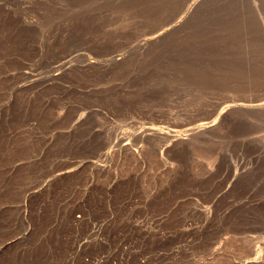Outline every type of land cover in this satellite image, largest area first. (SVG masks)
I'll use <instances>...</instances> for the list:
<instances>
[{
  "label": "rangeland",
  "instance_id": "374dc122",
  "mask_svg": "<svg viewBox=\"0 0 264 264\" xmlns=\"http://www.w3.org/2000/svg\"><path fill=\"white\" fill-rule=\"evenodd\" d=\"M192 2L0 0V264H264V0Z\"/></svg>",
  "mask_w": 264,
  "mask_h": 264
},
{
  "label": "bare ground",
  "instance_id": "6f19581e",
  "mask_svg": "<svg viewBox=\"0 0 264 264\" xmlns=\"http://www.w3.org/2000/svg\"><path fill=\"white\" fill-rule=\"evenodd\" d=\"M200 2V0H193V4L194 5H197L198 3ZM183 17L181 18V20L178 19V21H176L175 24H172L170 27L168 28H163V30H159L160 32H158L156 35L154 36H151L149 38H147V41L148 42H151V41H154V40H158L160 39L167 31H169L171 28L179 25V23L181 21H183ZM245 105V104H244ZM257 107L260 109V110H264V98H262L261 100H259V102L256 103ZM240 107H242L241 104L239 103H234V102H231V103H223L220 105L219 107V111L218 113L216 114V117H214L212 120L210 121H206V122H202V123H198L195 127L191 128L190 131H192V134H195L197 132H200V131H213L217 128H219L220 126H222L224 123H226L227 121V117L234 111V110H237L239 109ZM228 120H230L228 118ZM179 133V132H177ZM201 133V132H200ZM204 133V132H203ZM180 136H182L180 134ZM178 134V136L175 135V137H177V139L179 138L180 140L183 138H181ZM260 144V161H261V156L264 155V136H261V140L259 142ZM264 158V157H263ZM263 161V160H262ZM262 163V162H261ZM263 165H264V162H263ZM262 203V202H260ZM261 207V206H260ZM261 209L263 210L264 209V204L262 203V207Z\"/></svg>",
  "mask_w": 264,
  "mask_h": 264
}]
</instances>
